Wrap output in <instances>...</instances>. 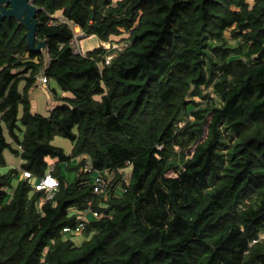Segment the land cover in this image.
<instances>
[{
	"label": "trees",
	"instance_id": "trees-1",
	"mask_svg": "<svg viewBox=\"0 0 264 264\" xmlns=\"http://www.w3.org/2000/svg\"><path fill=\"white\" fill-rule=\"evenodd\" d=\"M33 2L41 49L0 22V264H264V0ZM41 75L67 92L47 115Z\"/></svg>",
	"mask_w": 264,
	"mask_h": 264
},
{
	"label": "rangeland",
	"instance_id": "rangeland-1",
	"mask_svg": "<svg viewBox=\"0 0 264 264\" xmlns=\"http://www.w3.org/2000/svg\"><path fill=\"white\" fill-rule=\"evenodd\" d=\"M79 42H80L81 50L83 53L101 44H105L106 46L110 45V42L104 43L97 35L85 36L81 38ZM114 45H117L116 42L114 43ZM23 84L24 82L21 83L20 88L23 87ZM46 84L47 83H45L44 85H40L36 83L30 91L33 110H35L36 112L45 114V115L49 114L50 103H51V100L54 98V97H51L50 88ZM50 84L56 86L58 85V82L54 77H50ZM187 90L188 89L184 85H181L179 87L177 95L185 96L186 98H188V96L186 95ZM62 102H63V99L61 98L57 99V104L62 103ZM52 143L62 146L67 153L70 152L73 147L72 141L69 138L62 136V135H55L52 140ZM5 154L8 160V165L3 166L1 168L2 171H6L10 166L15 165V164L18 165L20 163L21 161L20 158L14 155L13 153H11V151H9L8 149L5 150ZM67 175L71 179L74 177V172L68 173ZM76 238L78 241H80L81 239L84 238V235L78 232V235L76 236Z\"/></svg>",
	"mask_w": 264,
	"mask_h": 264
},
{
	"label": "built area",
	"instance_id": "built-area-1",
	"mask_svg": "<svg viewBox=\"0 0 264 264\" xmlns=\"http://www.w3.org/2000/svg\"><path fill=\"white\" fill-rule=\"evenodd\" d=\"M73 28H74V33H73V37L70 41V44L72 45V47L74 48L75 51L82 52L79 40L85 36H91V35H87L85 33V31L78 25H74ZM109 46H107V47H109ZM114 46H117V45H114ZM111 57H112V55L107 56V59H106L107 63L110 61ZM39 79L43 83H46L48 81L47 76H45V75L39 76ZM84 158H85L86 162H85L83 168L86 170H91L93 168L91 157L89 155L85 154ZM101 174L102 173L97 172V175L95 177V183H96L95 190L98 192L105 191V188L107 185V183L105 182V180L103 179ZM22 176H30V173L28 171H23ZM58 184H59V182H58L57 177H55L52 174V172L49 171L43 178H41L40 180H38V182H36L35 186H36V189H45V191L48 194L47 197H51L54 194V192L56 191ZM87 214H88V211H85L83 213V216L86 219H87ZM94 215L98 216V212L94 211ZM82 227H83V223H81L79 226H77L75 228L65 227L64 231L67 233L72 232V231L80 232Z\"/></svg>",
	"mask_w": 264,
	"mask_h": 264
},
{
	"label": "water",
	"instance_id": "water-1",
	"mask_svg": "<svg viewBox=\"0 0 264 264\" xmlns=\"http://www.w3.org/2000/svg\"><path fill=\"white\" fill-rule=\"evenodd\" d=\"M37 11L38 8L33 0H0V22L5 17H15L24 22L27 28L28 43L33 50H39L45 46V40L40 41L37 45L35 43Z\"/></svg>",
	"mask_w": 264,
	"mask_h": 264
},
{
	"label": "crops",
	"instance_id": "crops-1",
	"mask_svg": "<svg viewBox=\"0 0 264 264\" xmlns=\"http://www.w3.org/2000/svg\"><path fill=\"white\" fill-rule=\"evenodd\" d=\"M37 83L40 84V85H44L45 84L39 78H38ZM46 83H47L46 85L50 88V91H51V94L50 95H51V97H54L53 99L51 98L52 100H51L50 107H49L51 109V108H53L54 106L57 105V99H60L62 96H66L67 95V92L66 91H62L61 87L58 86L59 84L56 85V86L51 85L50 84V79Z\"/></svg>",
	"mask_w": 264,
	"mask_h": 264
},
{
	"label": "clouds",
	"instance_id": "clouds-1",
	"mask_svg": "<svg viewBox=\"0 0 264 264\" xmlns=\"http://www.w3.org/2000/svg\"><path fill=\"white\" fill-rule=\"evenodd\" d=\"M105 43V42H104ZM105 45V44H104Z\"/></svg>",
	"mask_w": 264,
	"mask_h": 264
}]
</instances>
